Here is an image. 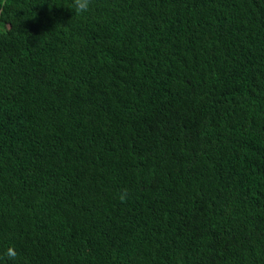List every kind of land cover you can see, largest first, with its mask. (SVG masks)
I'll return each instance as SVG.
<instances>
[{
  "label": "trees",
  "instance_id": "obj_1",
  "mask_svg": "<svg viewBox=\"0 0 264 264\" xmlns=\"http://www.w3.org/2000/svg\"><path fill=\"white\" fill-rule=\"evenodd\" d=\"M71 5L0 0V264H264V0Z\"/></svg>",
  "mask_w": 264,
  "mask_h": 264
},
{
  "label": "clouds",
  "instance_id": "obj_2",
  "mask_svg": "<svg viewBox=\"0 0 264 264\" xmlns=\"http://www.w3.org/2000/svg\"><path fill=\"white\" fill-rule=\"evenodd\" d=\"M92 0H72L71 8L76 14L87 13L90 10ZM129 197V192L127 189H123L119 194V199L121 202H126ZM5 255L10 259H15L17 252L14 247H9L6 250Z\"/></svg>",
  "mask_w": 264,
  "mask_h": 264
},
{
  "label": "bare ground",
  "instance_id": "obj_3",
  "mask_svg": "<svg viewBox=\"0 0 264 264\" xmlns=\"http://www.w3.org/2000/svg\"><path fill=\"white\" fill-rule=\"evenodd\" d=\"M97 17V16H96ZM95 18V17H94ZM162 59V58H161ZM81 73V72H80Z\"/></svg>",
  "mask_w": 264,
  "mask_h": 264
}]
</instances>
